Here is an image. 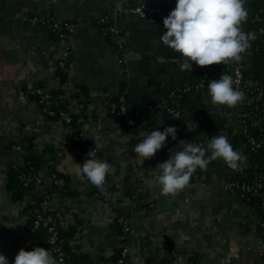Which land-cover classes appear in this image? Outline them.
<instances>
[{
	"label": "crops",
	"instance_id": "1",
	"mask_svg": "<svg viewBox=\"0 0 264 264\" xmlns=\"http://www.w3.org/2000/svg\"><path fill=\"white\" fill-rule=\"evenodd\" d=\"M0 1V254L9 264L19 250L37 245L28 220L31 208L46 191L61 230L73 232L68 241L71 253L84 256L88 264H116L121 247L116 220L121 216L129 227L130 264H261L264 221L256 207L225 187L229 171L221 159L212 161L206 172L197 169L204 177L203 186L190 181L174 198L161 194L157 165L169 159L171 150H181V141L205 143L208 134L225 131L230 142L235 113L233 108L212 105L208 85L196 89L207 67L193 63L190 72L180 71L181 63L168 61L181 56L161 42L163 22L151 24L125 11L144 0H124L122 7L118 0ZM249 2L264 11V0ZM121 12L125 16L118 18ZM102 18L114 19L120 30V56L96 27ZM39 19L72 25L64 83L55 76L61 47L51 37L49 25ZM248 57L247 53L237 66L247 68ZM216 68L223 71L222 66ZM122 81L132 110L146 111L152 103L167 99L174 87L193 88L179 109L194 130L157 110L132 117L133 127H127L122 115L108 109ZM35 85L62 90L71 112L84 119L80 130L85 140L100 160L114 167L106 187L115 199L104 201L91 193L76 166L87 159L84 152L69 143L73 133L67 127L45 119L27 96L26 91ZM78 87L89 95L86 105L74 99ZM169 126L177 129L176 140L169 136L165 147L140 165L133 149L143 139L141 133ZM16 138L32 140L33 153H43L44 159L38 172L42 184L19 202L5 188L7 170L24 163L23 151L12 148ZM50 169L67 179L65 190L55 182L52 185Z\"/></svg>",
	"mask_w": 264,
	"mask_h": 264
},
{
	"label": "clouds",
	"instance_id": "2",
	"mask_svg": "<svg viewBox=\"0 0 264 264\" xmlns=\"http://www.w3.org/2000/svg\"><path fill=\"white\" fill-rule=\"evenodd\" d=\"M246 4L247 0H176L175 8L163 19L165 31L160 40L180 54V71L190 72L193 63L201 68L213 65L231 67L243 61L255 39V34L246 32L243 27L249 15ZM237 76L234 79L223 73L219 79L208 82V96L213 106L235 108L246 99L245 93L238 88L243 77ZM176 133L173 126L163 131L142 132L143 139L133 149L137 162L142 165L145 160L152 159L165 147L169 136L176 140ZM179 144L183 145L182 149L171 150L169 159L156 167L160 173L161 194L165 197L174 198L189 187L197 169L206 172L214 160L221 159L232 170H239L247 161L241 151L233 148L223 131L205 143L181 141ZM87 157L82 166L76 165L81 174L102 195L115 199L106 187L107 177L114 172L113 165L97 159L94 150H90ZM0 264H9L2 254ZM13 264H57V259L47 249L36 247L32 251L19 250Z\"/></svg>",
	"mask_w": 264,
	"mask_h": 264
},
{
	"label": "trees",
	"instance_id": "3",
	"mask_svg": "<svg viewBox=\"0 0 264 264\" xmlns=\"http://www.w3.org/2000/svg\"><path fill=\"white\" fill-rule=\"evenodd\" d=\"M144 5L146 7V10L148 12V15L151 17H155L154 10L157 8H160L162 10H168L171 6L175 7L176 6V0L175 1H170V0H144L141 1L140 3L136 5H131L129 7H134L137 5ZM246 7L248 9L249 15L247 18L248 27L244 28L246 32H251L253 30H256L258 27L261 25H264V11L260 10L259 7L253 3V2H247ZM255 19H259V21H254ZM40 22L44 24L49 25V30H50V35L53 38V40L57 43L60 41V35L61 33H65L64 30L58 31V30H53L52 25L54 23H59L62 29L64 28L65 24H70L67 22H59L56 19H39ZM112 25L111 22H105L102 23L100 20L96 21V27L98 30L103 34L105 40L110 43L115 51L118 53L120 56L121 51L119 52L118 46L116 42L114 41L113 34L108 31V27ZM249 57V64L247 68H242V73L246 79L251 81L253 85L259 86L260 89V94L262 96L263 102H264V36L253 40L251 42V48L248 51ZM70 56L64 61V68H61L58 65V68L56 70V78L60 80V82H65L66 81V71L68 70L69 66V60ZM181 59V57H179ZM60 62V60H59ZM223 67V71L219 72V70H216L213 72L215 79H219L220 75L223 73H227L231 75L232 69L236 66L233 65L231 67L228 66H223V65H213V66H208L212 68L216 67ZM206 68V67H205ZM206 70L203 75H201L198 79V83L203 82V86L208 85V81L205 77L206 75ZM38 87L35 85L32 89H37ZM184 87H174L173 90L170 93H173L172 99L169 100V102H174L177 105H181L184 101V96L186 93H189L193 91V88H189V90L186 93L182 92V89ZM30 90L26 91V94ZM50 95V101L51 104L47 106V109L52 110L54 112L53 116H48L44 115L45 119L56 122L59 119V114L61 112H69L70 110V103L69 100L65 97L64 92L62 90H49L48 91ZM29 98H31L33 101H35L38 104V96L34 94H27ZM74 99L78 101L82 105H86L89 102V95L86 92L85 88L83 87H78L77 92L74 95ZM121 99H123L124 102H121ZM166 99H162L159 101H156L152 103L149 109L146 111L141 110V116H138L136 118H142L144 115H146L149 111L152 110H157V111H162L163 113H166V110L168 107L165 106H159L160 103H162ZM168 101V100H167ZM125 105L127 113L126 115H122L123 118L129 117V118H135L136 115H134V111L128 107L127 105V96H126V83L124 81L120 82L119 84V91H118V96L116 99L112 101L110 105H115L116 110H119L120 105ZM177 105H174L172 107H176ZM39 108H42L43 106L41 104H38ZM109 109V108H108ZM180 111V109H178ZM117 114V113H116ZM77 118L78 116L72 115L71 116V122L70 126L76 131L68 137L69 143L80 150L84 152V155L87 157V154L90 150H93V148L88 144L86 140H82L79 137V131H80V126L77 125ZM125 119H123V123L125 124ZM132 122V121H131ZM126 125V124H125ZM127 126V125H126ZM264 126V125H263ZM127 127L131 128L133 127V122L129 124ZM249 135L253 136L254 138L258 140H263L264 142V131L260 132L257 128L254 127H248V132ZM230 143L232 144L233 148L236 150L241 151L244 155H247V159L250 161V163H256L259 165V167L264 166V144L262 148L257 151L256 153L250 152L248 149V146L246 144V139L243 136H238L233 134L230 137ZM19 145L21 150L23 151V165L21 167H11L7 170V177H6V183H5V188L6 191L10 194V198L14 201H21L25 194L28 191L33 190L36 185L34 181H28L29 179H34L35 177L38 176V172L41 170L43 164H44V159H43V153L36 154L33 153V145H32V140L26 139V138H21L19 140ZM96 158L100 159L98 156V153L96 152ZM251 170H246L242 174L235 175L231 181H237V182H249L251 180ZM50 176H51V181L52 185L53 182L56 180H61L63 182V185H61V190H65L67 186V179H65L64 176L60 175L57 173L54 169H50ZM90 185L91 188V193L94 195H99L101 198L104 197L95 186ZM54 188V187H53ZM263 189H264V184H263ZM264 191V190H263ZM45 196L50 197L49 191H46L44 194ZM44 199V196L38 199V202L32 207L31 209L33 210V214L31 215L30 219L28 220V230L31 232L32 230V225L34 221V215L36 212H41V207H40V202ZM247 204L250 206L256 207V209L259 212V216L261 217L262 221H264V212L261 208V203L260 199L258 197H250L247 201ZM117 232L119 236L124 237L123 242H126V235L122 231L121 225L117 224ZM73 232L72 231H63L61 228L59 229L58 233V239L60 241V245L62 247L63 252L65 255L68 257V261L70 264H88L86 261V258L84 256H77L73 255L69 249L68 246V241L72 237ZM34 240L38 244L39 247L45 248L48 251H50V246L47 243V234L45 230L43 229H37L33 232ZM53 255V254H52ZM145 264H151L150 261L145 262Z\"/></svg>",
	"mask_w": 264,
	"mask_h": 264
},
{
	"label": "built area",
	"instance_id": "4",
	"mask_svg": "<svg viewBox=\"0 0 264 264\" xmlns=\"http://www.w3.org/2000/svg\"><path fill=\"white\" fill-rule=\"evenodd\" d=\"M118 5L122 7V3H124V0H118ZM175 7L171 6L168 10H162L160 8H157L154 10L155 17H151L148 15V12L146 10V7L144 5H137L134 7H128L125 9L127 13H130L132 15L137 16L140 19H146L148 20L151 24L163 22V19L168 16V14L174 9ZM254 21H259V19H255ZM100 22L105 23V22H111L112 25L108 27V31L113 34V39L116 42L119 52L122 49V42H121V33L118 28V26L115 24L114 19H109V18H102L100 19ZM248 21L246 23V27H248ZM53 30H58L62 31L64 30L65 33H61L60 35V41L57 42L60 47V56L58 59V65L61 68H64V61L70 56L71 52L70 49L67 46L70 33L72 30V25L71 24H65L64 28L60 26L59 23H54L52 25ZM252 33L255 34V39H258L262 36H264V25H261L258 27L256 30L251 31ZM118 54V53H117ZM60 60V62H59ZM169 62L171 63H182V59L179 58H170L168 59ZM218 70L217 68H212V67H207L206 69V79L207 81H211L215 79V76L213 74L214 71ZM242 76L243 79L240 81L238 88L239 90H242L245 93L246 99L239 104L237 107L233 108L234 113H235V121L233 125V130H232V135H238V136H243L246 139V144L248 146V149L250 152L256 153L259 151L264 142L263 140H258L254 138L253 136L249 135L248 132V127H254L257 128L260 132L264 131V102L262 99V96L260 94V89L259 86L253 85L252 83L249 84V80L246 79L242 73V68L239 66H235L232 69L231 75L233 76L234 79H237L238 76ZM203 82L198 83L196 85V89L203 88ZM189 90V87H184L182 89L183 93H186ZM27 94H34L37 95L39 100L38 104H41L43 107L40 108V112L42 115H48V116H53L54 112L52 110L47 109V106L51 104L50 101V95L48 93V90L46 89H30V91ZM173 93H170L169 96L167 97L166 100H164L162 103H160L159 106H165L168 107L166 112L169 116L173 117L176 120H179L184 127H186L188 130H194V127L192 126L191 120L187 117H185L178 109L179 105L175 104L174 102H169L170 99L173 97ZM168 100V101H167ZM121 102H124L123 99H121ZM174 105H177L176 107H172ZM115 105H110L109 111L110 113L114 114H120V115H126L127 110L126 106L120 105L119 110H116ZM141 110L140 109H135L134 115L135 117L141 116ZM74 115L71 110L69 112H61L59 114V119L57 122L61 125H64L67 127L72 133L76 131V129L72 128L70 126L71 122V116ZM77 116V115H76ZM125 123L129 125L131 118L126 117L125 118ZM84 123V119L80 116L77 118V125L81 127V125ZM79 137L82 140H85L83 132L80 130L79 131ZM17 151H20V145H19V139L16 138L14 140V145L12 146ZM95 151V149H93ZM96 152V151H95ZM247 157V155H245ZM251 170V180L249 182H237V181H231V179L238 174H242L246 170ZM229 174H228V181L224 183L225 187L233 190L237 193L240 201L247 203L248 199L250 197H258L260 199L261 203V208L264 212V189H263V184H264V166L261 168L259 167L258 164L250 163V161L247 159L246 164L243 165L239 170H232L229 169ZM34 181L36 186H40L42 184V181L39 177H35L34 179H29L28 181ZM190 181L194 183H198L199 185L203 186L204 185V177H201L198 173H194L193 177L190 179ZM89 183V182H88ZM56 185H63V182L61 180H56L55 181ZM96 197L101 198L99 195ZM104 201H111V197H102L101 198ZM50 197L44 195V199L40 202V207H41V212H36L34 215V221L32 225V230H31V235H33V232L37 229H43L45 230L47 234V243L50 246V252L53 254L54 258L57 259V264H70L68 261V257L65 255V253L62 250V247L60 245V241L58 239V233L60 229V224L58 217L52 210L50 209ZM116 223L121 225L122 231L125 235L128 234L129 232V227L128 223L125 217L121 216L116 220ZM124 237L120 236V241H121V247H120V254L119 258L116 261V264H130L127 261V246L126 242H123ZM39 247L38 244L34 247ZM34 248L28 251H32ZM261 264H264V260L262 261Z\"/></svg>",
	"mask_w": 264,
	"mask_h": 264
},
{
	"label": "water",
	"instance_id": "5",
	"mask_svg": "<svg viewBox=\"0 0 264 264\" xmlns=\"http://www.w3.org/2000/svg\"><path fill=\"white\" fill-rule=\"evenodd\" d=\"M249 1H252V0H247V2H249ZM2 8H3V7H2V2L0 1V21H1V16L3 15V14H2V11H1ZM124 16H125V13L121 12V13L118 15V18H119V17L122 18V17H124ZM220 132H222V131H220ZM220 132H216V133H213V134H208V135H207V140H208V139H211V138L214 137V136H216V135L219 134ZM223 132L226 134L225 131H223Z\"/></svg>",
	"mask_w": 264,
	"mask_h": 264
}]
</instances>
